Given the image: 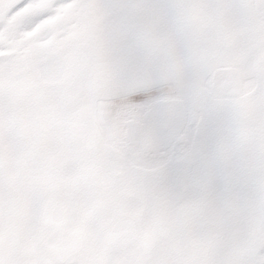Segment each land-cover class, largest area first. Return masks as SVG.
Segmentation results:
<instances>
[{
	"label": "snow or ice",
	"instance_id": "6c2138e0",
	"mask_svg": "<svg viewBox=\"0 0 264 264\" xmlns=\"http://www.w3.org/2000/svg\"><path fill=\"white\" fill-rule=\"evenodd\" d=\"M0 264H264V0H0Z\"/></svg>",
	"mask_w": 264,
	"mask_h": 264
}]
</instances>
